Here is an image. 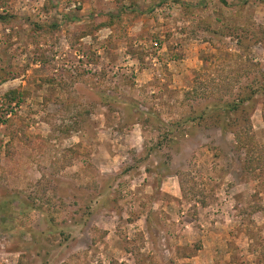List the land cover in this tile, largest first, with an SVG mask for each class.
<instances>
[{
  "label": "rangeland",
  "instance_id": "obj_1",
  "mask_svg": "<svg viewBox=\"0 0 264 264\" xmlns=\"http://www.w3.org/2000/svg\"><path fill=\"white\" fill-rule=\"evenodd\" d=\"M0 264H264V0H0Z\"/></svg>",
  "mask_w": 264,
  "mask_h": 264
}]
</instances>
